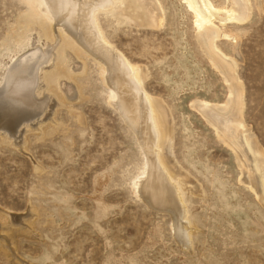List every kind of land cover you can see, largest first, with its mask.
<instances>
[{
  "label": "rangeland",
  "instance_id": "obj_1",
  "mask_svg": "<svg viewBox=\"0 0 264 264\" xmlns=\"http://www.w3.org/2000/svg\"><path fill=\"white\" fill-rule=\"evenodd\" d=\"M162 2L166 23L156 31L100 21L120 51L148 68L146 88L172 117L176 160L201 185L185 196L195 226L191 248L177 240L173 217L134 191L147 163L137 136L109 105L114 93L100 64L90 56L81 73L83 61L63 53L56 27L52 43L23 53L46 58L53 48L57 66L52 58L43 73L64 68L73 80H61L63 106L51 99L29 131L0 141V264H264V197L239 182L236 155L216 135L223 118L204 116V101L229 102L230 75L212 67L216 56L203 34L191 32L185 5ZM252 2L249 20L229 30L236 43L222 46L237 62L238 120L264 155V0ZM26 10L21 0H0V70L14 33H24ZM37 34L26 33L32 40ZM70 87L82 97L72 99Z\"/></svg>",
  "mask_w": 264,
  "mask_h": 264
},
{
  "label": "bare ground",
  "instance_id": "obj_2",
  "mask_svg": "<svg viewBox=\"0 0 264 264\" xmlns=\"http://www.w3.org/2000/svg\"><path fill=\"white\" fill-rule=\"evenodd\" d=\"M221 1L216 4L215 0H177V4L187 8L191 32L203 34L208 41L216 56L212 67L227 70L231 78L227 94L229 102L213 106L211 102L204 101V116L214 112L217 119L223 118V122H216L215 131L236 155L241 169L239 182H244L257 198H263L264 155L255 148L246 135L245 126L238 120L236 112L242 96L240 87L236 85L237 62L222 46L223 43H236L238 37L229 30L249 20L254 4L252 0ZM21 4L27 7L22 22L24 33L20 37L14 33V47L5 53V62L0 70V141L18 138V130L24 126L29 131L31 123L45 114L51 99H56L57 106L66 103L59 89L61 80L72 81L73 78L64 68L51 76L42 71V66L52 58L57 66L55 50L52 48L46 58L37 52L23 53L30 47L52 43L55 39L53 28L58 27L64 44L63 53L71 52L83 61L79 69L81 73L86 68L85 59L90 56L100 64L101 76L114 93L108 98L109 105L135 133L145 153L146 172L135 182L134 191L149 207L169 213L173 217L177 240L183 247L191 248L195 226L189 218L185 196L198 193L201 185L191 181L190 174L176 160L172 117H169L161 99L146 88L148 68L133 62L120 51L100 21V17H111L118 25L130 24L156 31L166 23L162 0H21ZM29 31H38L34 40L27 37ZM40 82L45 86H40ZM225 83L228 84L227 81ZM70 91L74 92L72 99L82 97L79 87L66 89L67 93ZM221 107L227 110L226 114L219 112ZM246 174L249 176L247 181L243 180ZM2 228L0 223L3 232Z\"/></svg>",
  "mask_w": 264,
  "mask_h": 264
}]
</instances>
